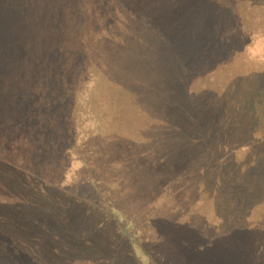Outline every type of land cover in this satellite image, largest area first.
<instances>
[{"label":"trees","instance_id":"16d2710c","mask_svg":"<svg viewBox=\"0 0 264 264\" xmlns=\"http://www.w3.org/2000/svg\"><path fill=\"white\" fill-rule=\"evenodd\" d=\"M254 1L258 2L247 0L249 3ZM195 2L198 5L203 1ZM179 4L181 7V1ZM177 6V0H0V162H3L0 172V264H33L31 257L44 261L34 254L36 241L48 244L60 242L61 238L71 234L79 235L78 225L69 227L70 206L75 201L81 207L82 202L92 199L90 194L118 211V216L114 215L117 217L115 231L124 235V222L130 220L135 224L142 220L145 212L131 204L141 196L122 202L118 195L128 193L127 183L137 191L141 188L142 184L136 188L138 182L133 177L138 168L144 167L141 157H146L143 155L146 152L148 156L143 162L149 172L145 174L167 178L158 181L156 200L161 194L171 197L172 185L177 186L182 181H203L204 175V181L217 185L230 184L233 179L234 184L242 187L241 194L237 193L241 200L257 193L251 207L260 203V211L264 208L261 202L264 200V177L256 171L259 164H264V155L257 145L264 144V133L261 132L264 123L256 122L251 108L241 107L237 101L225 107L229 98L227 93L221 91L213 95L206 90L207 83L219 76L216 69L219 60L213 55L215 46L224 48L225 44L229 46L230 40H219L221 43L215 44L217 40L212 35L204 36L205 31L197 22L201 9L196 5L195 17H191L194 35L190 33L186 39L180 38L184 28L175 36L177 39L170 38L171 42L166 43L159 30L157 51L162 52V56L158 58L140 57L141 54L125 57L122 52L130 48L123 40L113 39L118 34L121 19L124 21L120 18L122 15L128 14L136 20L133 26L137 28H151L158 23L161 27L164 21L173 19ZM244 12L246 10H242ZM232 13L236 17L234 20L238 19L236 12ZM250 25L235 47H243L248 53L247 59L256 61L252 51L257 47L258 33L254 27L259 21H251ZM251 35L253 40L249 38ZM141 37L142 34L136 40ZM186 42L192 43L188 54L186 48L180 46ZM134 46L140 51L137 44ZM262 46L264 52V44ZM258 61L264 64L263 58ZM110 79L112 86L129 90L127 97H123L121 112L125 121L120 123L123 137L116 134L107 137L111 134L109 128L118 129L119 122H116L117 117L113 121L109 118L108 102L96 98L100 87L108 88L111 84ZM231 84L227 92L234 90V83ZM114 91L109 96L119 97ZM101 105L105 109L103 112ZM145 115L149 120L159 118V125L165 126L162 130L149 131L153 124H148L145 119H141V123H145L138 128L125 125L132 119V123L138 122V117ZM242 118L248 119L250 128L239 129ZM97 132L101 134L100 139L96 138ZM148 132L153 139L152 146H143L138 152L129 142H133L136 135ZM255 133H259L258 136H254ZM242 135L247 138L240 137ZM140 154L139 160L133 163L138 166H130L132 158ZM182 163L185 168L179 167ZM245 164L250 170H244ZM169 165L174 169L170 170ZM188 168L191 170H186ZM12 171L17 178L18 173L14 171L22 172L30 179L31 184L23 186L21 195L14 192L12 176L8 178ZM34 171L37 172L32 174ZM226 171H229L228 178ZM38 174L40 177H57V181L59 176H73L79 179L76 180L78 187L85 191L82 195L72 193V200L57 201L47 194L48 184L42 177H37ZM33 187L35 189H31ZM193 188L196 189V184L190 185V189ZM41 190H45L46 195ZM37 193L42 195L37 196ZM13 196L18 199L14 201ZM156 200L154 204L144 205L146 208L143 209H158ZM53 203L56 204L54 207ZM91 206L97 211L103 207L97 203ZM242 229L244 233L248 232L244 234L245 238L257 240L251 237L252 231L246 225ZM87 238L82 234L78 242L83 241L79 244L67 242L69 246L79 248L67 256L68 260L76 264L77 261L118 264L107 251L98 257L100 253L93 252L92 244L91 250L80 248ZM255 244L253 242L252 246ZM243 250V254H247L246 249ZM59 253L63 255V251ZM248 256L239 259L238 264H248Z\"/></svg>","mask_w":264,"mask_h":264},{"label":"rangeland","instance_id":"374dc122","mask_svg":"<svg viewBox=\"0 0 264 264\" xmlns=\"http://www.w3.org/2000/svg\"><path fill=\"white\" fill-rule=\"evenodd\" d=\"M180 1L181 7L179 4ZM202 1V3H198L197 5L195 0H177L178 6L177 10H174L173 19L171 21H164L161 27V23H158L151 28H137L134 27L136 20L129 17L128 14L126 17L120 14V16L122 15L120 18H124V21L121 19L117 29L118 34L116 37H113V39L118 38V41L123 40L125 45L130 48V50L122 52L125 57L141 54L140 57L151 58L156 56V58H158L162 56V52L157 51L160 42V32L165 36L162 40L166 43L171 42L170 40L174 38L177 39L175 36L179 35L184 28L185 31L180 38L186 39L190 33L194 35L193 30H191L193 21L191 17H195V13L197 12L196 6H199L201 11L198 12V14L201 15L197 22L203 27V31H205L204 36L212 35V37L217 40L215 44H218L219 40H230L228 43L229 46L226 44L224 48L221 44L219 48L215 46L213 55H216L219 60V66H216L219 76L213 79V82L207 83L206 90L208 94H220L221 91L227 93L226 95L229 98H227L224 103L225 107H230L232 106L231 102L237 101L240 103L239 105H241V107L248 106L251 108L253 115L257 118L256 122L262 121L264 123V64H260V61H258L261 58L264 59V52L262 51V45L264 44V26H261L264 24V0L250 3L247 2V0ZM149 10H151V8ZM242 10H246V12L242 13ZM234 11L238 18L235 20L234 18L236 17L234 13H232ZM187 19H190V21H187ZM203 20L204 22L202 24L201 21ZM255 20L259 21L257 27H260H254L258 33V39L256 41L257 47L252 51V55H255L256 61H250L247 59V51H245L243 47L239 49L235 47V45L236 42L238 43V39L244 38V35L247 34V29L251 26L250 22ZM120 29H122V35H120ZM159 30L160 32H158ZM144 32L146 33L143 34ZM141 34L142 37L136 40V37L138 38ZM118 35L120 36L118 37ZM249 38L253 40L254 36L251 35ZM81 42L86 44L84 40H81ZM134 44H137L140 51H136ZM191 44L192 43L186 42L180 46L181 48H186L185 53L188 54L192 46ZM231 44H233V47L230 46ZM232 82L235 88L227 92L226 90L229 89ZM112 84L111 81V84L107 86L108 88H106V86L100 87L97 91L99 96H96L97 99L102 98L101 101L108 102L109 110L111 111V117H109L111 121L117 117L116 122H119L118 129H110L107 126L111 132L110 135H107L108 138L114 134L123 137L121 135L122 133H120L123 130L120 123L124 124L125 121H123L124 119L121 117V112L123 111V97H127L129 92L127 89H121L119 86H112ZM114 89L119 97H110L113 95V92H115ZM248 97H251L249 102H247ZM155 101L158 102L157 100ZM249 103L251 106H249ZM103 107L104 106L101 105V112L105 110ZM119 107L120 109H117ZM221 107H223V105ZM116 110H118V113H116ZM148 117V115H145V117L140 116L138 117V119L140 118L138 122L132 123V119L130 120L131 122H126L125 125L130 124L131 127L134 126L138 128V126H141V124L144 125L145 123H141V119H145V121H148V124H153V126L148 129L149 131L155 132L154 130H162V127L165 126L159 125V118H156L157 121H155L152 119L149 120ZM239 125L242 126L239 127L240 130L250 128L247 118L240 119ZM223 129L225 128L223 127ZM261 132L264 133V129ZM96 134H98L96 138L100 139L101 134L98 132ZM258 134L259 133H255L254 136H258ZM240 137L244 139L247 138L243 135ZM152 142L153 139L148 132L139 136L136 135L134 141L129 143L139 152L140 149L144 148L143 146H146L145 148H147V146L151 147ZM257 145L259 147L258 150L264 155V144L257 143ZM123 148L125 149V147ZM144 150L147 151L146 149ZM142 154L133 157L132 163L129 165L132 167L138 166L133 163L139 160ZM143 155L146 157L148 156L147 152ZM258 155L259 154H257V156ZM146 157H141L144 167L138 168L137 175L133 177L138 182L136 188L142 184L139 191L127 183L129 185H126L129 190L128 193L118 195L120 196L119 198H122L120 200L122 202H129L131 198L134 200L135 197L141 196V199L134 200L131 203L132 206L138 208V211L145 212L141 221L137 222V219H135L137 223L134 224L130 222V220L125 221V218H123L125 221L122 227L124 235L116 234L115 227L117 226V217L114 215H117L118 211L114 208H110L104 201L99 200V197L90 194L89 196L92 197V199H89L90 201L87 202H82L83 204L81 207L77 205L75 201L72 202L70 206L69 212H71L72 218L68 220L70 221L69 227L78 225L76 227H78L77 234L79 235L74 236L71 234L64 239L61 238L60 242L53 241L52 243L48 242V244H40L36 241L34 245L36 253L34 254L37 257L40 256L43 258L44 261L40 260L39 262V260H35L34 257H31L33 264H76L70 259L68 260L69 257L67 256L72 255L73 251L75 249L79 250V248L74 247V245L69 246L67 242L76 245L79 244L83 241L80 240V242H78L82 234L88 236V241L80 244L82 245L79 246L80 248L91 250L89 246L92 244L94 247V249H92L93 252L100 253L98 257H100L101 253L105 254L104 252L107 251L109 252V256L111 255L113 259L118 260V264H238L239 259L243 260L246 255H249L247 257L248 264H264V208L260 211V203L257 205L255 204L256 207L254 208L253 206L251 207L256 201L255 198L257 197H255V195L257 193L247 197L246 200H241L240 197L237 196V193L241 194L240 189L242 187L238 184H234L235 181L233 179L230 184L223 182L222 185H217L213 182L208 183L204 181V175L202 174L203 181L197 180L193 183L182 181L178 183L177 186L172 185V189L169 192H171V197H174L173 199L166 194H161L156 200L155 196L159 193L157 187L158 184H160L158 181H164L163 179L167 178L161 179L160 175L154 177L151 174H145L149 172L147 170L149 167L143 162V159H146ZM241 159L243 161L244 157L242 156ZM177 161L179 163V160ZM1 162L0 172L2 173ZM244 166V170H250L246 164ZM169 167L170 170L174 169V166L172 167L169 165ZM179 167L185 168L183 163L179 165ZM18 170L21 171V168L18 167ZM186 170L191 169L188 168ZM256 171L264 177V164H259ZM14 172L18 173L19 179L16 176L17 174L13 173V171L9 173L11 175H9L8 178L10 179L12 176V181L15 182L13 184L15 188L14 192L17 195H21V190L25 188L23 186L29 185L31 182L22 172ZM36 172L37 171L31 173L35 174ZM228 172L226 171L225 173L226 178L230 176L227 175ZM55 174L58 175V173ZM39 175L40 174H38L37 177ZM41 177L43 179L42 181L48 184L46 187L48 191L47 194H50L60 202L63 198L69 200L74 192L82 195L85 191L82 187H78L76 180L79 179L73 176L68 175V178L59 176V181H57V177L54 176ZM34 181L35 183L41 184L38 180ZM131 184L134 185V183ZM193 184H196V189L193 188L191 190L190 185ZM252 185L253 183L249 186V192ZM31 189H35V187ZM203 189L206 190V192H204ZM41 191L44 192L43 195H46L45 190ZM36 195L40 196L42 194L37 193ZM72 198L73 197L70 199L72 200ZM17 199L18 197L13 196L14 201ZM155 200L158 202L156 204L158 209H153V207H148L147 210L143 209L146 208L144 205L150 203L154 204ZM263 201L261 202L264 206ZM42 202L41 200L40 203ZM92 203L101 204L103 206L101 210L103 211H97L92 208ZM52 205L54 207L56 204L53 203ZM255 208L257 209L255 210ZM134 211L137 210L134 209ZM72 223L74 224L72 225ZM244 225L252 231L251 237L254 239L257 238V240L253 241V239L245 238L244 234L248 232L244 233L242 229ZM91 230L93 231L91 232ZM249 240L251 241L250 243ZM253 242L256 243V247H253L255 245L252 246ZM52 245L53 247H51ZM243 249H246L247 254H243ZM61 251H63V255H60L59 252ZM85 252L90 254L93 253L89 251ZM45 253L47 255H44ZM82 256L85 257L86 255L83 254ZM77 262L78 264L91 263L90 261H83L82 263L79 261Z\"/></svg>","mask_w":264,"mask_h":264}]
</instances>
